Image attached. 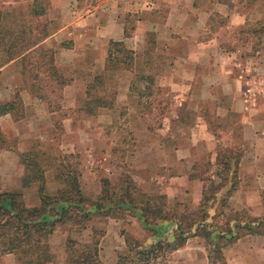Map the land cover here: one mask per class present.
I'll return each mask as SVG.
<instances>
[{
    "label": "crops",
    "instance_id": "1",
    "mask_svg": "<svg viewBox=\"0 0 264 264\" xmlns=\"http://www.w3.org/2000/svg\"><path fill=\"white\" fill-rule=\"evenodd\" d=\"M202 1L204 0H50L49 3L44 0H26L3 2L5 7H3L4 9L0 7V11L8 9L9 6H13V8L16 6L24 13L27 11L31 15V21L19 23V16L17 13L13 14L11 10L8 11L11 13L10 15L0 13V106L19 103V107L14 108V115L11 112L0 114V192H11L21 188L23 200L28 208L39 205L37 187L23 188L21 186V180L25 174L24 166L21 164V155L33 151L35 149L33 145L36 142L40 144L38 149L42 148L43 151H46L49 147L45 138L46 134L55 136L57 129L61 127V141L57 139L56 146L61 151V148L66 144L67 153L75 154V151L82 153L84 150L86 152V149L95 144L94 135L91 137L90 130L97 127L92 123L96 115L98 117L104 114H109V116L117 114L111 116L109 123L105 122L104 126L95 129L101 134L99 138L106 143L114 132L119 131V125L122 124L118 120L124 116L121 115L122 111H118L117 108L115 111L112 110L114 112H110V109H100L94 116H87L81 112L75 113L76 105L79 100L81 101V98H84L82 95L84 96L85 93L83 91L84 83L78 81L73 75L75 71L81 69L76 64L77 59L82 58L81 60H83L86 52L96 50L100 58L95 62L97 65L91 66L92 71L90 72H100L104 68V56L106 57L109 41L130 44L135 56H145L147 40L149 35L154 33L153 52L147 51L149 56L144 58L149 61L154 57L152 54L159 55L160 58L161 56L166 58L167 55L174 57V59L164 58L165 65H162L165 75L159 80L165 88L173 85L187 88L181 97L183 101L180 102V107L171 115L169 114L167 123L163 125L166 126L163 128V138L166 136H170V138L172 136L173 140L176 137L180 138L184 129L188 127V122H190L189 127H192L191 123L195 124V128H199L201 133L204 129L205 135L207 134L206 138H211L210 140L214 142V146L213 143L211 145L212 149L207 150V154H212L208 155L212 156V159L209 160V164H212L218 153L216 143L218 137L227 134L229 140L233 141L231 148L240 150L241 154L238 168L233 174L234 188L228 193L224 213H242L249 218H262L264 216V111H261L260 104H264V100L261 102L258 101L257 96H251L249 89H246L249 94L245 92L243 88L249 84V80L241 76L243 70L237 66L245 67L244 72H249L251 76L253 71L258 72L264 62V42H262L260 52H257L255 59L252 58L251 62L245 61L248 58L245 57L244 51L241 49L224 52L220 49L218 33L209 29V20L213 13L225 14L223 16L227 19L230 27H244L252 21L251 15L246 13L248 8L246 1ZM205 3L208 7L205 6ZM258 4L259 7L264 6L263 3ZM124 16L136 18V28L132 34L125 35ZM20 20L22 21V18ZM259 20L260 18L255 19V22ZM37 24H40L41 28L35 36L47 35L39 45L52 53L54 65L62 77L71 80L63 88L60 97H57L58 101L55 100L53 94L41 98L34 91L29 90L33 84L38 86V81L29 80L26 64L23 68L22 57L28 52L10 60L7 58L11 52L5 51L3 47L6 44L5 41H11L17 35L22 36V25L26 35L28 34L27 29L33 28ZM179 37L185 40L184 52L181 50V53L178 48H175V42L172 43L173 39L176 41ZM75 40H78L76 44ZM99 41H103V43ZM74 64L76 67H73ZM69 69L70 71H68ZM172 73L178 75L172 76ZM130 87L131 84L127 83L122 91L126 100H129ZM190 92L191 94H189ZM201 95H206V97L203 98ZM119 97L115 99L114 104H117L118 107L120 106ZM133 100L134 103H139L138 98L134 99L133 97ZM193 100L196 101L197 106L206 105L205 103L208 101L215 105L212 111L202 108H199L197 112L183 110ZM55 103L59 104V108L52 106ZM16 109L17 114L15 115ZM135 114L136 118L140 120L142 113L135 112ZM167 116L168 113L165 112L163 118ZM194 118L198 122L194 123ZM216 119L229 122L227 127H223V129L227 128L223 134L220 130L216 131V127H212V121ZM60 121L62 122L61 126ZM234 130L241 131L242 141L239 143L234 141ZM145 131L150 133L151 127L146 128ZM132 132L133 130L129 129V133ZM57 136L60 137L58 134ZM75 137L83 139L84 148L78 147ZM121 144L123 146L125 143L122 141ZM126 145L121 148V151L132 148V146H128L127 142ZM189 148L192 149L193 146L180 142L173 147L168 146L166 142L155 146L149 145L147 152L161 153V161H163L159 166L161 179L157 180L156 172L153 173L155 179H149L152 173L148 177V170H146L141 171L138 179L133 178L134 182L140 184V189L146 194L164 195L169 207L198 206L202 198V179L204 176H209L210 173L193 176L194 170L197 168V161L183 154ZM112 149L113 147L109 151H105L103 153L105 156L102 154L103 158L109 162L111 155L116 152ZM126 153L128 155V152ZM134 154L133 150L129 156ZM107 166L110 167V164ZM181 166L184 167V170L181 173H175L176 169L173 168ZM111 168H116V165L113 163ZM49 171L53 172V170ZM210 178L215 183L220 182L213 175H210ZM45 180L48 193H54L59 189L60 185L50 173H45ZM12 183L13 186L9 188ZM113 221L119 224L118 226L126 225L124 221L116 219ZM128 223L130 222L128 221ZM108 232L107 230V234ZM52 236L54 235H51L50 238ZM115 241L116 246L114 245ZM119 246L121 249L125 248L126 252L123 237L114 239L108 249L111 252L112 249H117ZM210 249L209 243L203 238H189L183 247L167 256L166 264H211ZM221 251L225 264H264V237L257 234L242 235L230 244L222 243ZM114 254L116 253L114 252ZM118 256H113L107 264H115ZM101 262L104 264L102 260ZM0 264H18V261L16 256L7 254L0 256Z\"/></svg>",
    "mask_w": 264,
    "mask_h": 264
},
{
    "label": "trees",
    "instance_id": "2",
    "mask_svg": "<svg viewBox=\"0 0 264 264\" xmlns=\"http://www.w3.org/2000/svg\"><path fill=\"white\" fill-rule=\"evenodd\" d=\"M245 1L250 7L257 3L264 4V0ZM219 19L220 26H225L227 19L221 16ZM215 21L213 17L209 20L210 30L215 26ZM33 30L27 29L28 34L25 35L24 29L21 31L22 36L17 35L13 40L5 41V45L1 43L5 51L11 52L7 59L12 60L28 52L22 57L27 76L30 73L29 78L34 81L39 79V73H43L48 82L44 86L33 84L29 90L44 98V88L50 87L51 92L60 97L63 88L71 80L58 72L51 52H42L39 43L47 35L35 36ZM247 33L251 37L263 36L264 17L249 29L239 28L235 34L242 36ZM149 50L153 51L152 47ZM135 58V53L127 49L123 42L110 41L104 68L86 84L83 107H79L75 113L94 116L100 109H111L117 92L105 88L104 78L121 68L132 72L135 82L146 80L147 77L137 69ZM16 106L18 108L19 103L0 106V114L11 112L14 115ZM53 140L56 142L57 138ZM72 158L73 155H62L54 142L46 151L31 150L21 155L25 170L21 186L37 187L39 205L28 208L20 192H0V256L12 254L16 256L18 264H56L49 247V238L61 234L67 236L66 256L62 264H102L99 255L102 231L92 229L88 243L68 237L84 232L93 218H132L147 234L144 240L126 236V254L118 256L115 264H166L167 256L183 247L192 237L203 238L209 243L211 264H225L222 243L230 244L242 235L257 234L264 237V216L257 219L238 213H224L228 193L234 188L233 174L240 160V153L231 146L218 145L216 159L207 168L220 182L215 183L210 176H204L201 201L192 210L188 207H169L164 195L142 192L126 169L121 170L115 179L101 178L98 195L90 198L81 187L82 175L71 163ZM48 170H53L54 179L60 185L54 193L46 191L45 173Z\"/></svg>",
    "mask_w": 264,
    "mask_h": 264
},
{
    "label": "rangeland",
    "instance_id": "3",
    "mask_svg": "<svg viewBox=\"0 0 264 264\" xmlns=\"http://www.w3.org/2000/svg\"><path fill=\"white\" fill-rule=\"evenodd\" d=\"M9 1H26V0H0V7L4 9L3 7L5 6H3V2H9ZM44 1L49 3L48 1L50 0H44ZM208 1H216V0H208ZM217 1L220 2L222 0H217ZM234 1L237 2L239 0H234ZM202 2H207V1L204 0ZM206 5L207 3H205V6ZM9 10H11L13 14L17 13V16H19L18 18L19 23L21 24L23 22L29 23L31 21L30 19L31 15L28 14L27 11L24 13L21 9L17 8L16 6H14V8L13 6H9L8 9L6 8L5 10L0 11V13L10 15L11 13L8 12ZM246 13L249 16L251 15L252 21L247 23L249 25L246 24L244 28L249 29V27L254 24L255 19L260 18L261 20L262 17H264L263 16L264 6L259 7L258 3L255 5H252L251 7L248 6ZM223 15L225 14L213 13V16H211V18L213 17L216 20L215 26H213L211 31H213L214 33H218L219 36L217 37L220 43V49L223 50L224 52L241 49L242 51H244L245 57L248 58L245 61L251 62L252 58L255 59L257 52L258 53L260 52L261 47H262L261 46L262 42H264V38H263L264 36L251 37L249 36L250 33L244 34L242 36H236L237 34L235 33L238 32L239 28L230 27L229 23L226 21L224 23L225 26L223 27L220 26L221 21L219 19V16L224 17ZM21 18H22V21L20 20ZM123 18H125L124 19L125 20L124 22L125 23L124 25L125 33L132 34V32H134L136 28V23H135L136 18L126 17V16H124ZM33 21L35 22V19H33ZM40 28H41L40 24L35 25L33 27L34 30L32 34L36 35V33L40 31ZM24 29L25 28L22 25V30ZM154 37H155L154 33H151V36L149 35V38L147 40V45H146L147 50L145 51V54H144L145 56L143 55L135 56L136 57L135 65H137V69L138 68L140 69L143 76L147 77L146 80H141L138 82L137 81L135 82V80L133 81L134 74L132 72H129L125 68H121V70L114 72L104 78L105 88H107L110 92H114V91L117 92L116 99L120 96L119 97L120 106L118 107L116 104L110 109L111 110L110 112H114L115 108H117L118 111H122L121 115L123 114L124 118L118 120V122L119 123L121 122L122 124V125H119L120 127L119 131L114 132L113 135L110 136L109 141L106 143L103 139L99 138L101 134H99L97 130L95 129H97V127L104 126L103 124L105 122L109 123L112 118L111 116H114L117 114L114 113V114H111L110 116L109 114L108 115L104 114L98 117L96 115L93 118L92 123H93V126L95 127L97 126V127L94 129L91 128L90 130L91 137L94 135L95 144H93L88 149H86L87 150L86 152H84L83 150L82 153H79L77 151H75V154L67 153L68 147H65L66 144L63 146V148H61L62 152L59 150V147H57V150L62 155H73V158L71 159V163L74 166H76V168L81 173L82 175L81 180H80L81 187L84 193L90 198H95L98 195L99 181L101 178L102 179L103 178L115 179L120 173V171L123 169H126L127 172H130V175L133 178L138 179L140 177L139 174L141 173V171L148 170V173H147L148 177L152 173L149 179H155V177H157V180L161 179L160 177L161 173L159 170V166L163 163V161H161V158H162L161 153L157 151L147 152L149 145L155 146L159 143L166 142V144L170 147L177 145L178 142L182 144L186 143L188 145L191 144L193 148L192 149L189 148V150L185 151L183 154L193 159H196L197 168H195L193 174L194 175H199V174L206 175L210 173V175H212L211 171H209L207 168L208 164L210 163L209 160L212 159V156H208V155H212V154H207V150L212 149L211 145L213 143V146H214V142L210 140L211 138L210 139L208 138L209 140L206 138L207 134L205 135L204 129H202V133H201L199 128L194 127L195 124L191 123L192 127L191 126L189 127L190 122H188V127L184 129V132L180 138L176 137L175 140H173L172 136L171 138L170 136H166V138H163V135H164L163 128L166 127L163 125L167 123L166 122L167 118L171 115V113L175 112V110L180 107L179 104L181 101H183L181 100V97L183 94H185L187 88H184L181 86L178 87L174 85L172 87H167V88L162 86V83L160 82L159 79L163 78V76L165 75L164 67L162 65V64L165 65V62H163L165 56H161L160 58L159 55L152 54L156 59L153 57L151 58V60L153 59L152 61L149 60L145 62L146 59L144 57L149 56L147 51H148V48L152 47L151 43H153ZM180 39L181 37H179L176 41L175 39H173L172 43L175 42V48H178L181 53V50L184 52L185 40H182V39L180 40ZM65 42H67V40H65ZM74 42L76 44L78 40H75ZM99 42L103 43V41H99ZM123 44L127 49L131 50L132 47L130 46V44H127L125 42H123ZM41 47L43 48V46ZM42 50H43L42 51L43 53H46V52L49 53V51L46 50L45 48H43ZM167 57L174 59V57H171L169 55H167ZM167 57L165 59H167ZM99 58L100 57H99L98 52L96 50H91L89 52H86V56L83 58V60H81L82 58L77 59L76 64H78L77 66H79L81 69L78 70L79 72L75 71L73 75L76 76L75 78L78 81H81L84 83V89H83L84 92H85L86 84L92 80V78L95 76L96 73H98L94 71L90 72L92 71L90 68L91 66L93 67L94 65H97L95 64V62L99 60ZM105 58L106 57L104 56V60ZM155 60L157 62H155ZM73 67H76V65L74 64ZM237 67L243 70V73L241 74V76H243L244 79L249 80V84H246L243 88L245 92L249 94V91H251L250 92L251 96H257L258 101L263 102L262 100H264V62H263V66L258 72L253 71L252 76L249 75V72H244L246 69L245 67L243 66H237ZM68 71H70V69ZM176 74L177 73H172V76H176ZM28 75L30 76V73ZM43 75H44L43 73L42 74L39 73V79L36 80L41 86L48 84L45 76ZM69 75H71L70 72H69ZM29 76H28V79L30 80ZM223 79H224V76H223ZM132 81L134 85L132 86V90L130 87L128 91L129 100H126L124 95L122 94L123 93L122 91L124 90L127 83L131 84ZM49 86H50V83H49ZM246 89H249V91L248 90L246 91ZM51 91L52 89L50 87L44 88L43 94H45L46 96L53 94L54 95L53 97L55 98V100L58 101L57 95H55ZM189 94H191V92ZM193 95H195V93ZM82 97L84 98H81V101L79 100V103L76 105L77 109L79 107H83V103L85 101V93H84V96L82 95ZM133 97L134 99L138 98L139 103H134ZM201 97L205 98L206 95H201ZM215 102L217 103V101ZM205 104L206 105H203V106H197L196 101L193 100L192 102H189V105H186L183 110L197 112L199 108H202L203 110L207 109L209 111H212L213 106L215 105V104H212L210 101H208ZM52 106L54 108H59V104H56V103L53 104ZM260 106H261V111L262 110L264 111V104L262 103L260 104ZM135 112L142 113V115L140 116V120L136 118ZM165 112L168 113V116L166 118H163V114ZM235 119L237 118L235 117ZM61 120L63 119L61 118ZM193 121L195 123V121L197 120H195L194 118ZM61 125H62V122L60 123V126ZM228 125H229V122L227 121L222 122L219 119L212 121V127L214 128L216 127L217 128L216 131L220 130L222 134L227 131V128L223 129V127H227ZM150 127H151L150 133L149 132L146 133L145 129L150 128ZM230 127H231V124H230ZM129 129L133 130V132L129 133ZM161 129H162V132H161ZM57 131L58 132L62 131V128L60 127V129H57ZM57 131L55 133V136L49 133L46 134L45 138L47 140V144L49 143L50 145V144H53V142L57 144V142L53 140L54 137H56L58 141H61L62 134L61 132L58 133ZM234 131H235L234 141L236 143H239V141L241 142L242 141L241 131L239 130L238 131L234 130ZM57 134L60 135V137L57 136ZM226 135L223 134L222 136H220V138L216 142L217 146L221 145L225 147L228 145L232 147L233 141L231 142L228 136ZM131 140L133 144L131 143ZM82 141L83 139H80L79 137H75V142L78 144V147L80 148H84ZM122 141L123 143H125L123 146L121 144ZM126 142L128 143V146L129 147L132 146V148H129L125 151H121V148L127 146ZM201 143H204V144L202 145ZM42 144H45V143H42ZM39 145H40L39 142L34 143L33 145L35 146V149L33 150L34 152L36 151L43 152L42 148L38 149ZM111 147H113L112 151L116 150V152H114V154L111 155V160L109 162V160H105L103 158V155H104L103 153H105V151H109ZM133 150L135 154L133 156H129V154L133 152ZM117 151L119 152L117 153ZM126 152H128V155ZM238 152L240 153V150H238ZM113 163L116 165V168H111V165ZM107 164H110V167L107 166ZM173 169H176L175 173H181V171L184 170V167L181 166V167H178V168L176 167ZM47 172L53 176L52 171L48 170ZM154 172H156L155 177L153 176ZM139 185L137 184L138 187ZM12 186H13V183L10 185L9 188H11ZM21 191L22 189L19 188V190H13L11 192L22 193ZM187 207L189 210H192V209H195L197 206H191V207L187 206ZM238 214L242 215L243 217L247 216L242 213H238ZM113 220L115 219L93 218L92 222L89 224L88 228L84 232L79 233V234H72V235L70 234L68 237L74 240L80 241V242L88 243L91 240V236L93 232L92 229H97L99 231H102L103 237L100 240V258L104 262V264L105 263L107 264L109 263V261L112 259L113 256L126 254L125 248L121 249V246H119L117 249L115 248L114 250L112 249L111 252L109 251L108 247L109 246L111 247V244L114 239L115 240L117 238L122 239L123 237V239L125 240V237L129 236V237L136 238L139 240H144V238L147 237V234L139 226V224L137 223L135 219H132V218H126L124 220L121 219L120 221H124L126 223V225H121V226H118L119 224H117ZM128 221L130 223L127 224ZM107 230L109 231L108 234H107ZM66 238L67 236L61 235V234H54V236L50 238V241H51L50 250L54 256V261L56 264H62L65 260ZM114 245L116 246V241L114 242ZM114 252L116 254H114Z\"/></svg>",
    "mask_w": 264,
    "mask_h": 264
}]
</instances>
